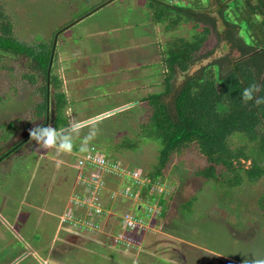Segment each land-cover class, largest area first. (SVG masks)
<instances>
[{
    "label": "rangeland",
    "instance_id": "obj_1",
    "mask_svg": "<svg viewBox=\"0 0 264 264\" xmlns=\"http://www.w3.org/2000/svg\"><path fill=\"white\" fill-rule=\"evenodd\" d=\"M5 1L21 39L47 44L57 39L55 73L64 81L62 90L69 99L70 120L80 121L83 127L71 153L45 148L34 141V147H24L1 162L0 264H40L19 256L25 254L28 246L35 248L43 241V226L34 224L43 216L37 207H48L58 187L66 205L59 206L58 232L55 233V226L52 231L47 230L44 242L51 244L52 240L57 248L63 242L64 256L73 257L76 252L70 259L72 264L77 260L83 262L82 254L86 253L89 264H99L97 261L102 257L129 258L143 247L145 251L129 260V264L133 261L141 264L140 260L144 264H244L246 259H264V209L259 206L264 182L251 184L246 180L241 187L228 190V194L221 193L222 184L215 179L206 181L196 176L195 171L205 161L195 152L175 156L163 181L166 187L154 185L155 192L166 193L159 210L155 204L159 198L145 199L142 191L140 195L136 191L133 201L121 196L110 198L130 183L128 178L112 173L103 175L107 187L100 207L106 212L97 228V216L90 217L88 206L83 205L91 203L93 189L91 166L78 165L88 150L80 152L79 145L90 129L95 128L97 134L88 142V149L96 145L110 160H120L128 169L145 176L157 165L158 141L146 140L135 149L123 145L129 139H138L141 123L148 116L143 98L163 90L162 57L168 41L177 36L191 38L190 26L167 32L163 23L153 22L146 0ZM174 1L192 9L201 6L208 9L217 3ZM68 24L69 27L65 26ZM211 61L192 66L191 72ZM2 65L0 62V68ZM22 68L12 72L0 70V144L18 131L13 122L17 120L22 127L13 141L31 139L29 132L34 124L23 126L21 119L41 97L38 87L22 82ZM187 75V71L175 74L177 84H182ZM234 140L241 143L244 137ZM249 164L250 161L246 162ZM79 197L81 204L76 203ZM147 207L152 208V214L144 218L143 224L128 229L132 233L126 231V215L133 212L145 215ZM73 210L76 217L82 218L78 224L74 223V217L67 220ZM28 215L31 218L23 230L29 240L25 248V241L15 231H19ZM6 219L14 231L4 223ZM70 228L73 232L68 231ZM62 262L59 257L52 264Z\"/></svg>",
    "mask_w": 264,
    "mask_h": 264
},
{
    "label": "trees",
    "instance_id": "obj_2",
    "mask_svg": "<svg viewBox=\"0 0 264 264\" xmlns=\"http://www.w3.org/2000/svg\"><path fill=\"white\" fill-rule=\"evenodd\" d=\"M215 1L217 4L208 9H192L174 0H146L153 22L163 23L167 32L182 26L193 30L191 38L177 36L168 41L162 57L163 90L143 98L148 116L141 123L138 139L123 145L135 149L146 140L159 142L158 163L146 180L124 175L139 195L144 192L145 199L158 197L159 206L166 193L155 192L154 185L163 183L166 187L163 181L178 154L195 152L202 157L205 163L195 171L196 176L215 179L222 184L221 193L228 194L246 180L251 184L264 182V104L241 99L243 89L254 83L261 87L255 97H264V0ZM10 14L6 1L0 0V70L12 72L23 67L22 82L38 87L41 97L21 119L23 126L51 124L63 130L69 125V99L62 90L64 81L54 69L56 38L52 44L21 39ZM207 60L212 61L191 72L192 66ZM179 71L188 73L180 85L174 76ZM18 121L13 122L19 131L22 126ZM18 131L0 144V164L22 148L35 146V140L27 137L13 141ZM236 137H244V141L237 143ZM103 194L104 190L101 198ZM113 194L112 199L119 196L113 198ZM259 206L264 209V192Z\"/></svg>",
    "mask_w": 264,
    "mask_h": 264
},
{
    "label": "built area",
    "instance_id": "obj_3",
    "mask_svg": "<svg viewBox=\"0 0 264 264\" xmlns=\"http://www.w3.org/2000/svg\"><path fill=\"white\" fill-rule=\"evenodd\" d=\"M78 165L79 166H84V165L91 166L90 179H91V185H92L91 187L93 189V196L91 199V203L89 205L85 203H83V205L88 206L90 217L94 218V216H97L98 221H95L97 223L96 228L98 227L99 219L101 218V215L105 211L102 207H100L101 206V193L107 187L106 186L107 181L103 175L105 173L106 174L112 173L115 175L124 176L126 173H128L132 176L133 179L144 178V180H146L145 177H147V176L142 175L139 171L128 170L118 160H110L96 146H91L88 149L86 154L78 161ZM158 184L162 185L161 183H158ZM116 195L133 200L137 196L136 187L135 185H131V184L124 185L120 188V191L118 193L115 192L112 195V197L115 198ZM80 199L81 197L78 198L79 201H76L77 204H81ZM155 204L158 205V210H159L158 202H156ZM144 212H146V215L149 216L152 214V208H150L149 210V207H147V209ZM72 217H74V223L78 224L79 222H81L82 218L79 216L76 217L74 210L69 214L67 220H72ZM125 218H126V226H128L129 229H134L137 225H141L145 221L144 218L137 217V215H134L133 213H128ZM67 220L64 219L63 221L67 222ZM88 224L91 225V220H89Z\"/></svg>",
    "mask_w": 264,
    "mask_h": 264
},
{
    "label": "crops",
    "instance_id": "obj_4",
    "mask_svg": "<svg viewBox=\"0 0 264 264\" xmlns=\"http://www.w3.org/2000/svg\"><path fill=\"white\" fill-rule=\"evenodd\" d=\"M67 112H68V110H67ZM69 122H70V117H69ZM63 185H64V181L61 184V186H63ZM57 190H59V187L56 189V192L54 193V196H52L53 199H52L50 205L48 206L49 208L48 207H37V210H40L41 212H43V216H42V218H38L37 221L34 222V224H35V226L36 225L43 226V228H42V233L44 234L43 241L39 242L40 243L39 245H35V248H32V247L28 246V249H26V251L23 252L25 254L24 255L22 254L21 256H19V257H21V259H23V258L25 259V257L27 256V260L31 261V262H37L38 261V262H40V264H52V262H54V258H56V261H57V259L59 257H61L62 261H63L61 264H72L70 262V259L74 258V255L76 254V252L74 253L73 257L69 256V254H68V256H64L65 252H62L63 242L61 243V247L60 248H57L56 244L53 243L52 240H50L51 244H50L49 241H45L44 242L45 232L47 230H51L52 231L53 227L55 226L56 227L55 228V233L58 232L57 230H58V227H59V219H60V217H58V212L61 211V210H59V206L61 205V208H62V207H64L66 205L65 201H62V199H65V196H60L58 194ZM147 198H149V197L147 196ZM31 204H33V203H31ZM31 204H28V205L31 206ZM19 209H21V206L19 207ZM138 210L141 211V208H139ZM45 215H47V217H44ZM30 218H31V216L28 215L26 217V219H24V221L20 224L19 231H15L16 235L19 236L20 238H22V240L25 241V248L27 246L26 240H28V239L24 236L23 230L27 228V224H28ZM166 218H168V217H166ZM52 220H54V223H51ZM148 221H149V219H148ZM4 223L6 224L7 227H11L12 228V224L10 223V221H8V219H6ZM71 228H74V227L72 226ZM71 228L68 229L69 232L72 231ZM12 230L14 231L13 228H12ZM126 231L131 232V233L133 232V231H129L128 229H126ZM31 235L34 236V233H32ZM68 236L69 235H66L65 237L68 238ZM51 237H52V235L50 236V239H51ZM62 240L65 243L67 242L66 241L67 239L66 240L62 239ZM143 251H145L144 247L139 249L137 252H134L133 253L134 255H131L129 258L118 257L119 259L116 260V259L111 258L110 256H106L109 261L106 260L105 257H102L97 262L99 264H129V260L134 259L137 256V254H142ZM79 252H81V251H79ZM82 255L84 256L83 262H79L77 260L75 264H89L90 259H86L88 254L86 253V254H82ZM31 258H33L34 260H32ZM66 262H68V263H66ZM135 262L133 261L132 264H137ZM140 262H141V264H144V261L140 260ZM7 263L8 262H6V263L2 262L1 264H7ZM91 263L94 264L93 262H91Z\"/></svg>",
    "mask_w": 264,
    "mask_h": 264
},
{
    "label": "clouds",
    "instance_id": "obj_5",
    "mask_svg": "<svg viewBox=\"0 0 264 264\" xmlns=\"http://www.w3.org/2000/svg\"><path fill=\"white\" fill-rule=\"evenodd\" d=\"M56 44H57V39L55 41V45ZM55 50H56L55 53L57 57L58 55L57 47L55 48ZM260 90H261L260 85L255 84V83L251 84L249 87L244 88L241 93L242 101L244 103H247L248 101L255 100L256 105L264 104V97H258V98L255 97V93H258ZM82 127L83 125L80 121L73 119V120H70L68 127L64 128L63 130H58L52 127L51 124L47 126L41 124L31 129L29 132V135L31 139L36 141L37 145H40L45 148L55 147L58 151H62L65 153H71L74 149L75 140L80 136V131ZM96 134H97V130L95 128L90 129L87 136H85L83 140L80 142V145H79L80 152L83 153L88 150V142L91 141L96 136ZM128 170L137 171L135 169H128ZM161 184L164 185L163 183ZM129 200H132V199H129ZM244 264H264V259H257L254 257L251 260L246 259L244 261Z\"/></svg>",
    "mask_w": 264,
    "mask_h": 264
},
{
    "label": "flooded vegetation",
    "instance_id": "obj_6",
    "mask_svg": "<svg viewBox=\"0 0 264 264\" xmlns=\"http://www.w3.org/2000/svg\"><path fill=\"white\" fill-rule=\"evenodd\" d=\"M217 3L214 4V6L216 5ZM49 106L51 107V105L49 104Z\"/></svg>",
    "mask_w": 264,
    "mask_h": 264
}]
</instances>
